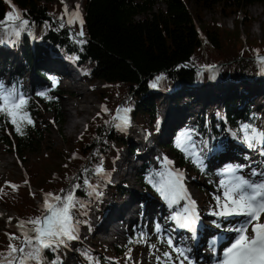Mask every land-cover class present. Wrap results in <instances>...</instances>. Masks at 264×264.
Listing matches in <instances>:
<instances>
[{"label":"trees","instance_id":"obj_1","mask_svg":"<svg viewBox=\"0 0 264 264\" xmlns=\"http://www.w3.org/2000/svg\"><path fill=\"white\" fill-rule=\"evenodd\" d=\"M191 1L195 3V12L188 7ZM263 1L83 0V25H77L74 33L67 23L68 17L61 0H0V20L13 11L14 6L22 13L23 19L29 21L17 38L5 36L0 40V83L4 85L6 81L8 88H14L28 100L26 110L34 121V124L23 127L24 134L21 135L6 117L0 115V142L21 156L40 151L37 158L26 166L27 178L23 182L6 183L0 188V205L15 210L20 220H28L44 214L42 206L35 204L36 194L32 193L31 186L43 193L64 195L79 183L81 187L75 189V196L84 207L73 209V218L79 221L78 226H87L94 194H89L91 190L83 185V180L87 178L92 185L105 187L107 183L103 175L94 174V169L102 162L104 170H111L120 149L136 150L126 128H117L111 123L117 109H130L128 112L139 127L148 134L156 133V146L164 154L170 152L178 167L209 177L212 170L208 158L214 156L217 149L225 148L228 132H233L242 143L249 145L241 132L242 125L250 124L257 129V122L262 119L264 131V113L250 104L254 94H260L250 93L253 85H264L257 77L262 67L257 55L264 57V37L259 40L243 38L240 30L242 25L249 27L253 22L246 6ZM156 3H165L166 8L155 11L153 7ZM217 6L224 15H235L233 29L218 24L215 19L204 20L205 10ZM145 12H150V16L140 18ZM261 26L264 34V22ZM81 27L83 36L79 35ZM10 41L15 42V51L10 49ZM18 49L21 63H14L13 59V64L8 65L9 58L16 57ZM48 51L53 57L74 64L90 81L104 84L95 90L103 107L86 124V129L72 146L76 152L74 156L59 148L45 151L43 147L47 139L38 124L40 117L52 112L58 123L64 122L58 93L65 91L61 85L53 84L50 72L38 66L42 54ZM251 57L254 58L250 63H245ZM2 58L4 62L1 63ZM212 65H217L221 78L218 86H207L208 82L205 83L210 76L205 69ZM52 75L56 77L59 74L53 71ZM157 77L162 78L157 81ZM244 81L248 82L249 88L241 85L233 88L232 85ZM154 82L156 87L152 86ZM222 86H226L225 93L233 89L236 94L245 93L248 97L227 95L219 108L213 111L204 108L196 116L191 127L192 134L186 135L183 149L177 145L181 136L186 134L183 128H173L169 139L162 141L156 97L174 96L173 91L182 89L186 91L187 98L195 102L199 97L201 99V95L206 96ZM41 92L47 95H38ZM173 99L180 104L179 96ZM105 107L108 111H104ZM192 136L198 137L196 144L189 142ZM262 146L264 148V144ZM163 171H156L152 160L147 159L139 169L138 179L144 190L151 191L155 197L166 202L149 182L150 177L154 178L153 182L158 180L156 173ZM10 185H17L18 188L14 190ZM106 189L113 196L127 193L123 185H111ZM139 215V220L131 226L126 244L115 246L116 252L123 256L122 260H109L99 248L78 244L73 252L80 257L79 264H130L129 251L131 256L133 249L149 241L144 227L147 216L142 210ZM16 225L1 228L0 224V251L7 250V234L20 235ZM13 243L19 244L18 241ZM73 252L65 245L55 251L46 249L43 252L44 264H67L68 256Z\"/></svg>","mask_w":264,"mask_h":264},{"label":"rangeland","instance_id":"obj_2","mask_svg":"<svg viewBox=\"0 0 264 264\" xmlns=\"http://www.w3.org/2000/svg\"><path fill=\"white\" fill-rule=\"evenodd\" d=\"M82 1L83 0H63L62 7L65 11V4H67L69 11H73L76 9V6L79 5V12L82 17L84 13ZM188 7L191 12H195L196 7L193 1L188 2ZM159 8L165 9V3H156V5L153 7V10L157 11ZM246 10L248 11L249 15L253 16V22L249 27H245L243 25L240 27L241 36L243 38L248 37L250 39L252 38L258 40L263 38L264 34L262 31L263 29L261 23L264 22V1L248 4L246 6ZM150 14V12H145L140 15V18L150 16ZM234 18L235 15L226 16L221 13L220 7L218 6L215 9H207L204 12L205 21L215 19L217 20L218 24L230 29H233L235 27ZM78 21L79 20L74 23L75 28L70 27L72 32L74 33H76L77 31L76 26ZM10 49L12 51H15L16 46ZM16 54L18 57L16 56L14 58H9V61L7 62L8 65L13 64V59H15L14 63H21L19 49L16 50ZM252 58L254 57L245 60V63H250ZM2 62H4L3 58L1 59V63ZM38 66L50 72L49 74L53 79V84L61 85L60 87L65 91L61 94L58 93L63 107V124L57 122L56 117L52 112L46 114L44 113V116L42 118L40 117L38 121V124L47 139L46 144L43 146L44 150L49 151L51 150V148L52 150L59 148L65 153H68L70 156H74L76 155V152L72 149V146L75 145V142L79 139L82 132L86 129V124L90 122L91 119L100 110V108L103 107L102 103L95 93V90L103 86L104 84H101V82L94 83L90 81L87 77L83 76V74L77 69L74 64L66 62L63 58L53 57L50 51H48V53L46 52L42 54L40 60L38 61ZM214 66L216 67L217 65ZM228 70L230 71L232 69L229 68ZM53 71L58 72L59 75H57L56 77L55 75L53 76ZM214 74L213 76L207 78L205 83H207L210 79V81L206 84L207 86H210L212 84L214 86L219 85L221 80L216 79L221 78L219 74ZM260 75H262L261 72ZM260 75L258 74V76ZM262 79L264 81V76H262ZM247 83L248 82L244 81L241 82V84L237 83L232 86L233 88H237L238 85H241L242 87L247 89L250 87ZM4 86L8 88L6 82ZM225 87L226 86H222L218 89H213L212 92L208 93V95H201V99L199 97L195 102H191L190 99L187 98L186 91L182 89L173 91L172 93L174 96L169 97L168 95H162V97H156L155 102H157L158 104L159 114L161 116V133L159 134V136L162 138V141H166L169 139L173 128H183L186 130L185 133L187 135H191V127L195 122L196 116L204 108L213 111L214 109L222 106V104L224 103V98H226L227 95L228 97L237 96V98H239L240 95L247 96V94L245 93L236 94L233 89L230 92L225 93L223 91L225 90ZM253 87L256 89L253 88L250 93L253 94L252 92L254 91V93L260 92V94H254L255 97L250 99V104L254 109H258L261 113H264V85L260 87H255V85H253ZM251 94H249V96H251ZM176 95L180 98V104H177L173 99V97H176ZM71 102H75V105L71 106ZM69 103L70 105L68 106ZM69 109L71 111L70 114L73 112L75 120L79 122L77 127L72 128L71 131L68 129V123L70 120V114L68 112ZM126 115L130 114L127 112ZM262 123V119H259V121L257 122V129H259L260 131H263ZM132 126L133 128L127 125L126 131L133 139L136 148L139 149L138 151L143 152L140 148L144 145L143 143H146L145 139L147 137L144 135L142 128L139 127L135 123V121ZM157 136L158 135L156 133L149 134L148 137L150 139L147 144L153 146L156 145L155 138H157ZM139 139H142L141 142L139 141ZM189 142L191 144H196V142H198V137H190ZM154 148L156 150H154L149 155V158L152 159L154 169L156 171H160L162 169L166 170V167L169 170L168 166H170V164L167 166L165 165V158H167L168 161L173 162L174 166L177 164V160L172 157V154L170 152L164 154L155 146ZM39 153L40 151L31 152L25 156H21L15 150H10L7 146L0 142V162L3 163L0 172V188L6 183L23 182L25 178H27L26 166L31 161H34ZM157 153L159 154V158H154ZM208 160V165L212 170V174L209 177H203L202 175L198 176L194 173V171H190L187 168H182V172L186 177V183L194 193L196 201L199 203L201 211L204 213H209L210 217L206 214V220L210 218L212 219L207 220V224H209V221H214L215 223L212 224V231L218 234L219 232L217 231L219 225L221 224L220 221H225L226 216L214 215L215 212L220 210L214 197L218 195L222 196L223 189L220 186V181L225 178V170L231 167L232 164L234 166H241L239 171L237 172L238 175L244 176L246 179L252 180L253 182L264 181V175H252L253 171H255L256 173H264V148L261 143H255L253 146H250L248 144L242 145L235 140L231 132H228L226 134L225 148L217 149L215 151V155L211 158H208ZM142 161L143 160H141V158H136V153L128 148L119 150L118 159H116V161L114 162V168L110 170L111 173L109 172V175L111 174V179L114 183H118L119 181V185H123L127 193L125 195L118 194L116 196H113L106 189L111 186L109 183L105 185V187H97V190L101 192L102 195L98 196L94 194V201L91 206V211L89 212L90 223L87 226L80 228V235L78 236V239H76L77 241L69 243V245H67L69 251L73 252L75 245L85 244L89 247L99 248L101 252L105 253L107 258H111L115 261L122 260L123 256L116 252L115 246H123L126 244L128 236L131 232V226L136 221L135 219L138 215V208L141 207V210L147 216V222L144 227L145 232L149 234V241H147L146 244L133 249V252L130 256L131 258L129 259L128 257V259L131 260L130 264H135L137 260L138 264H161L160 261H157L156 257L160 256L163 260H167L168 258L163 257V254L165 252L172 254L170 264H179L180 260H184L182 256L179 255V253L173 250L174 247H177L175 246L174 237L170 236L172 234V225L170 223L172 217L170 218V220L168 218L171 214V216L175 215L176 208H167V206L164 205L163 200L158 199L153 195L151 191H146L141 187L138 179L139 168L137 167L142 166ZM120 164H122L121 167ZM132 164H134V167L128 170L127 168H129V166L131 167ZM31 191L32 193L36 194L34 197L35 204L42 206L46 193L40 192L37 187L32 186ZM132 198H134V200L130 204L129 208L131 210L135 209V212L133 213L134 219L130 223H128V226L123 227V229H114V231L118 233L117 239L115 241H108L106 240L105 234L97 235L96 231L98 229L100 231H103V229L108 230V227L110 226L122 227V225L118 223V220L122 219L124 213L121 212H123L124 210H119L117 208L115 212V209L113 207L118 206L120 208H124L123 205L126 204L125 202L127 200H131ZM162 199L164 198L162 197ZM148 205H155L156 212H148ZM162 208L165 209V212H163L164 215L161 213ZM0 211H2L3 213L0 215L1 228H3L4 225L12 226L20 220L19 215L15 210H8L0 205ZM112 213H115L114 216H116L113 218L115 222H113L114 224H110V215H112ZM148 213H150L149 216ZM160 214L162 215V219H159ZM10 217L12 218L11 221H9ZM157 227H159V231L157 230ZM216 228L217 231L215 230ZM169 239H171L173 242L172 246L167 243ZM182 240V237H180V242ZM193 245L194 242L192 241L186 243L187 248H192ZM106 248H110L111 250L108 251ZM68 257L69 261L67 264H79L78 260L80 259V257H78L74 252ZM82 264L88 263L83 262ZM184 264H186L185 260Z\"/></svg>","mask_w":264,"mask_h":264},{"label":"snow or ice","instance_id":"obj_3","mask_svg":"<svg viewBox=\"0 0 264 264\" xmlns=\"http://www.w3.org/2000/svg\"><path fill=\"white\" fill-rule=\"evenodd\" d=\"M65 15L68 17V25L74 24L77 20H79L81 26L83 25L79 5L76 6L75 10L69 11L67 4H65ZM63 19L62 16L61 21ZM28 23L27 19H23L22 13L13 6V11L6 13L5 18L0 20V40H3L5 36L18 37ZM63 26L64 24L61 23V27ZM79 35L83 36L82 27ZM257 59L264 66V57L257 55ZM161 78L157 77V81ZM152 86L156 87V83L154 82ZM38 95L46 96L47 94L41 92ZM27 104L28 100L14 88H6L0 83V115L6 117L15 127V131L21 135L24 134L23 127L34 124L26 110ZM104 111H108V109L105 107ZM128 111L130 109H117V113L111 121L114 127L122 129L127 126L129 120L126 113ZM241 132L250 146L255 143L264 144V131L257 130L250 124H245L242 125ZM186 135H182L177 141V145L182 149ZM193 155L195 156L194 153ZM197 162H199L198 157ZM169 164H171V161L165 158V165ZM240 167H229L225 170V178L220 181V186L223 189L222 196L214 197L220 209L214 215H243L248 218L239 228L235 229L238 236L231 246L224 251V258L219 264H264V221L261 220V217L264 216V181L253 182L244 176L238 175L237 172ZM84 171L88 172V169ZM94 174H104L102 162L94 169ZM258 174L264 175V173H256L255 171L252 173L254 176ZM156 176L159 177L158 180L153 182L154 178L150 177L149 182L153 183V187L170 206L179 205L181 200H188V204L183 207L182 211L177 212L172 218L181 227H187L195 231V223L198 219L195 213V201H192L187 194L183 183V173L178 170H168L166 167L165 171L156 173ZM83 185L91 190L89 194L102 195L97 190V186L92 185L89 179L85 178ZM10 186L14 190L18 188L17 185ZM80 187L81 184H74L73 190L66 192L64 195L46 193L42 205L44 214L28 220H19L16 225L20 233L19 236L12 233L7 234L9 244L6 251H0V264H44V250L51 249L55 251L61 245H66L67 241L78 239L79 221L74 220L73 209L78 206L84 207V204L75 196V189ZM61 191L64 192V190ZM11 220L10 217L9 221ZM29 225L31 227H28ZM249 228H251V231H249ZM157 230L159 231V227H157ZM13 241H18L19 244L17 245ZM167 243L172 246L173 242L169 239ZM173 250L179 253L180 256H184L185 250L175 247ZM85 255L89 260H92V257L87 253ZM163 257L168 259L163 260L160 256H157L156 259L161 264H170L172 254L165 252ZM184 259L186 260L187 257L184 256ZM179 264H184V260H180Z\"/></svg>","mask_w":264,"mask_h":264},{"label":"bare ground","instance_id":"obj_4","mask_svg":"<svg viewBox=\"0 0 264 264\" xmlns=\"http://www.w3.org/2000/svg\"><path fill=\"white\" fill-rule=\"evenodd\" d=\"M82 89V88H81ZM83 104V103H82ZM70 105V103L68 104V106ZM75 105V102H71V106H74ZM85 111V110H84ZM68 112H69V114H70V109L68 110ZM73 113V112H72ZM70 114L69 115V117H70V120H69V126H68V129L71 131L72 130V128H76L77 127V125H78V121H76L75 120V116H74V113L73 114ZM176 119V118H175ZM149 137H148V140H145V145H147V143H148V141H149ZM140 140V139H139ZM142 140V139H141ZM233 147V146H232ZM140 148V147H139ZM145 153H147V152H145ZM161 153V152H160ZM138 154H142V152H138ZM136 158H137V156H136ZM2 166H3V163L2 162H0V172H1V168H2ZM122 166V164H120V167ZM132 167H134V164H132L131 165V167L129 166V168H127L128 170L130 169V168H132ZM169 167V166H168ZM134 195V194H133ZM190 198H191V200H193V201H196V199H195V195H194V193L192 192V193H190ZM133 200H134V198H132L131 200H127L125 203V205H123L124 206V208H120V207H118V206H115V207H113L114 209H115V212H116V209L118 208L119 210L121 209H123L124 211L123 212H121V213H124V215L122 216V219H120V220H118V223L119 224H121L122 225V227L121 226H118V227H112V226H110V227H108L109 229L108 230H106V229H103V231H104V233H107V231H108V233H107V235H106V240H108V241H115L116 239H117V236H118V233H116L115 231H114V229H116L117 228V230H119V229H123V227H125V226H128V223H130L133 219H134V215H133V213L135 212V209H130L129 208V206H130V204L133 202ZM183 202V201H182ZM148 207V212H150V211H154V212H156L155 210H156V207H155V205H148L147 206ZM163 207V206H162ZM168 208V207H167ZM176 208V207H175ZM174 209V208H173ZM172 209V210H173ZM137 211V210H136ZM163 212H165V209L164 208H162V214H163ZM1 214H3L2 213V211H0V215ZM149 214L150 213H148V216H149ZM154 214V213H153ZM113 215V216H112ZM112 215H110L111 216V223L110 224H112L113 222H114V220H113V218L114 217H116V216H114L115 215V213H112ZM164 215V214H163ZM172 215V214H171ZM170 215V217L168 218L169 220H170V218L171 217H173V216H171ZM174 215V214H173ZM245 216H243V215H241V216H236V215H232V216H226V220L225 221H220L221 222V224L219 225V228H218V231H217V228L215 229L217 232H219L218 234L216 233V232H214V231H212V228H213V226H212V223L209 221V224H207V220H209V219H207L206 220V218H202V221H201V224L203 223V225L200 227V225H199V227H200V229H197V230H195V231H191L190 233L193 235V240H194V245H193V247L191 248V250H192V252H193V254H194V256L195 257H197V255H201V256H205V255H208V254H206V253H208V249H209V247H210V245H211V237L212 236H215V235H217V236H215V237H219V238H217L218 240H222V239H224V237H228V236H230L231 234H233V233H236V234H238L237 232H234L235 231V229L236 228H238L237 226H235V227H233L232 226V223H234L235 222V220H237L238 218H240V219H243ZM117 219V218H116ZM159 219H162V215L160 214V216H159ZM115 223V222H114ZM113 223V224H114ZM170 223H171V225H173V220H170ZM249 231H251V228H249ZM188 241H189V239H188ZM187 241V242H188ZM186 245V244H185ZM215 249H216V252H218V250H219V246H215ZM203 250V251H202ZM205 250V251H204ZM210 252H213V251H210ZM210 254V253H209Z\"/></svg>","mask_w":264,"mask_h":264},{"label":"built area","instance_id":"obj_5","mask_svg":"<svg viewBox=\"0 0 264 264\" xmlns=\"http://www.w3.org/2000/svg\"><path fill=\"white\" fill-rule=\"evenodd\" d=\"M71 26L73 27V24Z\"/></svg>","mask_w":264,"mask_h":264}]
</instances>
